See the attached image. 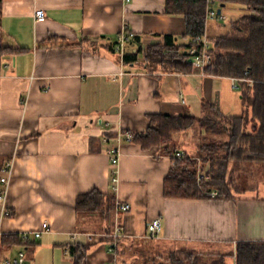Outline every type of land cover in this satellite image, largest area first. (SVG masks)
<instances>
[{
  "label": "crops",
  "instance_id": "0c3cea01",
  "mask_svg": "<svg viewBox=\"0 0 264 264\" xmlns=\"http://www.w3.org/2000/svg\"><path fill=\"white\" fill-rule=\"evenodd\" d=\"M165 3L1 0L0 49L13 51L0 55V191L1 180H8L1 238L49 225L25 246L0 249L2 258L24 249L27 264H74L71 248L79 247L81 264H118L111 236L119 230L117 242L141 245L155 219L162 231L154 240L169 255L228 257L236 264L238 245L264 242V195L232 193L235 173L248 160L229 166L228 199H169L164 181L172 157L125 138L145 134L152 116H202L206 103L223 112L224 89H240L233 79L175 73L147 62L148 48L163 45L167 36L176 46L189 43L185 19L167 15ZM39 10L45 11L43 22L35 17ZM209 27V39L220 36H210ZM125 28L135 37L120 54L115 45ZM126 55L137 58L126 62ZM117 148L116 169L110 153ZM257 182L264 186L260 176ZM93 191L114 207L106 202L104 213H79L78 198ZM125 204L130 211L120 210Z\"/></svg>",
  "mask_w": 264,
  "mask_h": 264
},
{
  "label": "trees",
  "instance_id": "16d2710c",
  "mask_svg": "<svg viewBox=\"0 0 264 264\" xmlns=\"http://www.w3.org/2000/svg\"><path fill=\"white\" fill-rule=\"evenodd\" d=\"M1 3V0H0ZM221 4L240 5L245 14L233 23L232 36L211 38L213 61L205 69L208 76L229 78L239 82L243 98L250 97L251 117L228 116L217 106L206 103L203 115L150 117V127L145 134L132 135V142L144 150L158 148L172 157L174 166L164 181V196L169 199L197 200L211 198L217 192V199H228L231 184L227 174L233 162L248 160L264 162V0H221ZM166 14L180 16L186 21L185 38L189 43L176 46L174 38L167 36L163 45L152 46L146 52L149 63H160L166 71L191 73L192 66L186 62L188 50L199 42L207 32V0H166ZM13 53L0 49V55ZM137 55H126L124 60H136ZM178 136H193L199 142L195 156L186 155L178 159L180 151L176 145ZM199 162L209 179L198 183ZM114 207L113 200L93 191L77 200L79 213H95ZM21 236H3L0 240L2 253L14 246H25ZM135 245V244H134ZM130 246V247H128ZM133 245L121 239L113 249L118 264H198L199 258L188 254L182 260L176 255L167 258L154 256L141 260L137 252L129 253ZM74 264H81L85 253L79 247H72ZM128 257L127 260L125 258ZM236 264H264V242L241 243L236 252Z\"/></svg>",
  "mask_w": 264,
  "mask_h": 264
},
{
  "label": "rangeland",
  "instance_id": "374dc122",
  "mask_svg": "<svg viewBox=\"0 0 264 264\" xmlns=\"http://www.w3.org/2000/svg\"><path fill=\"white\" fill-rule=\"evenodd\" d=\"M221 6V0H217L216 8L220 9ZM246 8L240 6V5H228L227 8L223 9V18L222 19H215L210 20L209 23V35L214 36L215 35H230L231 29L233 23H235L236 20H238L241 16L245 14ZM215 28H219V30H214ZM232 36V35H230ZM215 38V37H214ZM166 69V66H164V70ZM243 95L242 89H233L232 87H226L223 92V113L226 115H237V116H248L251 117L252 115V108H251V101L250 97L245 98L241 101V96ZM196 114V113H195ZM195 115L196 116H200ZM176 145L181 147L183 150L187 151L191 155H195L198 150L199 142L196 140L193 136H178V139L176 140ZM247 166H242L240 164V167L242 169H238L235 173L234 181L232 182V193L238 198V197H249V196H256V195H264V186L259 185L257 182L258 177L260 176L262 179H264V162H257V161H247ZM245 165V164H244ZM233 167V166H232ZM261 167V168H260ZM231 176V175H230ZM229 176V179L231 181V177ZM229 181V180H228ZM257 186L256 189L254 187ZM130 247V246H128ZM167 250V247H164L161 243L154 239H147L144 243L141 245L136 244L131 247V249H127V251H130L129 253L132 254L134 251L137 252L138 257H146L141 258V260L144 259H150L154 256H162L163 258L169 257L170 253ZM159 254V255H158ZM172 255V254H171ZM176 257L184 260L188 254H176ZM128 257L125 258L127 260ZM198 264H235V262L232 260V258H219V257H212V256H206L205 258H199Z\"/></svg>",
  "mask_w": 264,
  "mask_h": 264
},
{
  "label": "built area",
  "instance_id": "2783aa9c",
  "mask_svg": "<svg viewBox=\"0 0 264 264\" xmlns=\"http://www.w3.org/2000/svg\"><path fill=\"white\" fill-rule=\"evenodd\" d=\"M130 1V0H127ZM217 5V0H207V13H206V21L207 23L210 20H215L217 18L222 19V15H218V10L216 8ZM35 17L37 18L38 21L43 22L46 19V14L45 11L39 10L36 11ZM135 37L134 33L128 31L126 28L124 29V32L118 37V41L115 45V50L116 52L120 54H124V48L125 45ZM194 42H199L198 44L194 45L191 47L187 54L188 57L186 59V62L189 63L192 66V70L198 73H204L205 69L211 65L213 61V56L211 54V48L212 44L210 42V39L206 35L203 36L200 39L194 40ZM125 138L128 142H132V135L127 133L125 134ZM117 142H121V139L118 138ZM178 159H183L186 157V154L182 151H178L175 155ZM119 159H120V151L119 149H114L110 153V161L111 164L114 168L117 169V166L119 164ZM209 179L208 175L206 174L205 171L201 169V163L199 162V170H198V183H201L203 181H207ZM1 183L4 185V189L0 191V203H3L6 199V193H7V185H8V180L6 178H3L1 180ZM113 183H119V178H118V170H115L114 172V178H113ZM218 195L217 192L212 193V198H216ZM131 206L129 204L121 205L120 210L122 212H128L130 211ZM148 234L147 238L148 239H156L160 235L162 231V223L160 219H155L152 222L148 224ZM49 232V225L48 223H44L42 225V229L40 231H34L32 233H24L21 235V238L24 241H29L30 236H34L36 239H39L42 234ZM1 233H0V239H1ZM122 237V233L117 230L112 236L111 239L114 241L112 251L115 249L117 240H119ZM0 264H27V259H26V252L24 249H21L20 251L17 252V254L11 258H2L0 256Z\"/></svg>",
  "mask_w": 264,
  "mask_h": 264
},
{
  "label": "water",
  "instance_id": "95a60500",
  "mask_svg": "<svg viewBox=\"0 0 264 264\" xmlns=\"http://www.w3.org/2000/svg\"><path fill=\"white\" fill-rule=\"evenodd\" d=\"M224 7V5H222V7L218 10V15H222V8Z\"/></svg>",
  "mask_w": 264,
  "mask_h": 264
}]
</instances>
